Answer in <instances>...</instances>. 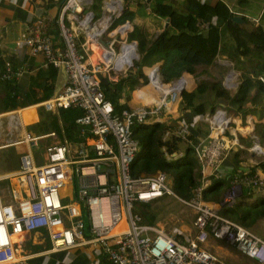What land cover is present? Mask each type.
I'll return each mask as SVG.
<instances>
[{"label": "built area", "instance_id": "obj_1", "mask_svg": "<svg viewBox=\"0 0 264 264\" xmlns=\"http://www.w3.org/2000/svg\"><path fill=\"white\" fill-rule=\"evenodd\" d=\"M110 1L111 9H106L105 4ZM91 2L63 0L56 18L57 34L62 40L60 49L54 46L41 18L32 22L14 41L15 47L23 46L29 55L41 54L45 65L64 70L65 82L40 104L46 110L71 105L80 108L82 114L75 123L81 127L80 133L84 137L72 143L65 141L45 146L39 163L32 156L31 148L37 141L30 132L24 131L14 141L19 168L10 175L16 180V188L8 189L6 200L0 194V264H31L17 256V242L25 232L44 229L53 249H65L73 246L76 239L82 240L84 228L89 232L86 242L100 246L111 264H227L203 248L202 243L209 237L223 239L241 254L264 264V237L218 213L220 206L235 203L243 188L263 191L264 177L256 172H243L232 178L219 202L201 199V189L207 181L202 172L209 169V177H221L219 166L230 144L236 140L235 131L230 127L232 116L224 108L217 106L211 113L193 114L190 122L181 117L171 129L166 128L162 133V140L171 135L186 140L197 120L207 125L206 138L193 145L202 179L190 198L175 195L162 171L150 175L130 174V163L138 149L131 137L132 122L163 121V116L160 117L162 112L164 114L163 108L175 104L178 93H162L151 107L140 105L113 110L99 87L98 79V73L106 70L108 64L99 57L97 61H88L77 48L80 30L85 33L81 22L87 17L86 13L80 18L81 9ZM122 3L123 0H102L100 19L106 14L113 20L110 14L118 16ZM126 3L131 8L137 0H126ZM87 23L94 24L91 20ZM119 25L121 31L127 30L126 21ZM116 33L120 34L119 31ZM106 46L112 57L119 54L114 52L111 43ZM18 74L19 71L13 70L5 61L0 81L15 78ZM157 76L155 73V79ZM257 78L264 83V75ZM186 87L182 83V88ZM258 145L252 144L250 149L260 151ZM160 150L165 159L182 153H169L164 147ZM65 187H68V193H63ZM165 195L193 210L191 224L194 234L189 240H180L174 232L143 222L134 211L136 205ZM65 199L69 202H64Z\"/></svg>", "mask_w": 264, "mask_h": 264}, {"label": "trees", "instance_id": "obj_2", "mask_svg": "<svg viewBox=\"0 0 264 264\" xmlns=\"http://www.w3.org/2000/svg\"><path fill=\"white\" fill-rule=\"evenodd\" d=\"M101 1L92 0L89 6L95 18L100 11ZM111 4L110 1L105 5ZM145 5L149 7V13L154 17L167 19V24L163 25L154 36L142 25L132 24L131 29L126 32V40L135 41L136 51L139 54L138 61L133 63L134 72H126L113 81L98 73L99 87L104 97L111 102L114 111L129 107L127 104L129 93L139 80L142 84L147 83L142 67L158 65V74L164 82L180 75L191 77L199 75L204 70L198 71V67L205 69L214 63L218 54L221 27L227 31L234 47L233 56L229 58L233 69L238 71V82L232 93L223 87L220 79L200 80L190 90L182 89L178 93L175 103L176 117L170 116L161 122L134 120L130 126L131 137L138 146L130 163V174L150 175L162 171L167 175L172 192L182 199H188L202 179L193 145L199 143L197 137L206 138L207 130L191 128L186 137L189 142L185 141V143L174 135L162 140V133L166 128L171 129L176 119L182 117L186 120L193 114L211 113L217 106L237 115L241 120L247 113L262 116L264 83L257 77L264 75V22L262 15L257 21L243 17V23L232 22L230 20L232 13L222 2H216L214 6L205 2L201 7H196L194 0H137L135 6L140 9ZM133 14L134 11L127 5L126 0H123L119 15L113 19L110 28L126 20L130 22ZM55 25L54 23V27ZM81 41L83 38L79 36L77 48L85 57L80 47ZM56 71L57 69L52 65H46L36 71L34 80L30 81L26 88L13 79L0 81V112L31 104L38 98H41V101L50 97ZM163 86L167 87L169 84L163 83ZM37 94L39 96L35 97ZM122 95L126 99L120 103L118 99ZM18 97L23 100H19ZM143 98L147 100L146 96ZM37 113L38 122L32 131L39 135L35 136L49 138L51 135L49 132H52L59 141H63V135L70 136L74 140L78 139L75 119L82 114V110L77 106L58 108L55 113L40 107ZM161 147L169 153L178 151L182 153L174 158L165 159ZM33 158L36 163L39 162L35 154ZM230 160L232 168L227 174L219 178L208 177L209 182L201 189L202 200L219 202L223 189L229 187L232 178L243 173L238 170L237 165V161L240 160L239 151H234ZM256 169L264 174V160L249 167L246 172L252 174ZM253 191L251 187L243 188L236 202L231 206H220L218 213L247 229L260 218L264 221V196L258 197L252 203L249 198ZM75 193L74 187L73 195ZM134 211L141 216L143 222L150 224L156 222L157 212L149 206V203L136 205ZM83 214L84 210L82 216ZM221 240L217 239L219 242ZM108 263L111 264L109 261Z\"/></svg>", "mask_w": 264, "mask_h": 264}, {"label": "crops", "instance_id": "obj_3", "mask_svg": "<svg viewBox=\"0 0 264 264\" xmlns=\"http://www.w3.org/2000/svg\"><path fill=\"white\" fill-rule=\"evenodd\" d=\"M205 2L212 6H214L216 2H222L228 7L229 11L232 14L241 15L242 17L250 21H254L255 19L257 21L262 15V21L264 22V0H194V4L196 7H201L202 4H204ZM62 3L63 0H0V71L3 69L4 62L8 61L13 70L19 71L17 77H12L10 79L15 80L23 88H26L31 83L30 81L34 80L36 71L43 69L44 67H46V65L41 54L29 55L23 46L20 45L19 47H15L14 41L20 36L22 32L27 29V27H29L32 22H34L37 18H41L45 22L46 32L52 39L54 46L60 49L62 47V40L57 34V26L55 25L54 27V23L56 24V18L58 16ZM101 5L100 11L102 14ZM85 6L87 7V5ZM130 9L134 11L133 17L131 18L130 22L126 20V22L128 23L127 30L124 32L121 31V35H119L120 37H123L125 35V40L126 32L131 29L132 24L136 23L142 25L143 28L145 27L146 30L153 36L165 24L164 19L156 18L149 13V7L147 5L140 9H138L137 6H133ZM107 20L108 17H105L102 21L94 25L93 31L92 29H90L88 32H85L88 35V40L85 39V41L83 40L80 42V47L85 55L84 58H86L88 61H91L89 58V50H91L95 53V55H97L92 61H97V47L101 51L106 49L105 46L100 43L99 36L102 32H104L107 25ZM112 21L113 20H111V23ZM224 32L225 28L221 27L219 31L220 40L218 54L214 60V63L212 64L213 66H216L217 64L221 65L223 63H226V61H230L232 65V61L229 57L233 56L234 47L233 43H231L232 40L230 39L229 35ZM90 33L91 35L89 36ZM94 37L99 40L97 43L94 42ZM124 43L125 42H123L122 44ZM125 48H128V55L126 56V58H124L123 61L126 60V62H129V59L133 54L131 53V51L134 52L133 47L127 46ZM121 64H119L117 68ZM126 64L129 65V63ZM210 66L206 67L205 69L199 67L198 70H204L203 73H205ZM56 69L57 71L55 80L53 82V91L50 96H52L61 87V85L65 82L66 79L64 70L62 68ZM144 69H146L145 66L142 67V72L148 80ZM220 69L221 68L219 67V70ZM134 70L135 68L132 67V70H129L128 72L132 73L134 72ZM228 73L230 74L229 79L232 83L229 86H233V80L235 79V75L238 76V71L236 69H233L232 67V69L228 71ZM100 74L105 75L107 79L113 81L116 80L119 76L125 75L126 72L120 75H116L114 77H111L106 72H101ZM185 80L187 85L190 81L186 78ZM141 84L142 83L139 80V83L137 85ZM135 87L131 90L128 96L129 99L127 100V104L129 108L138 107L140 105H149L148 102L151 101L148 99L144 100V98H141V95L139 94L140 89L135 90ZM38 92L39 90H37V93ZM38 96L39 94H37L35 97ZM18 99L21 101L23 100V98L21 97H18ZM40 99L41 98L33 100L31 104H27L21 107L17 106L14 109L0 112V117H6L5 129L7 131L5 134L8 135V137L2 142V145H0V148H7L3 153H6L9 159L6 169L0 172V179L3 178L4 180H10V182L8 181V189L10 187L13 189L16 188V180L10 175H12L19 168V159H15L13 153V143L15 140L11 138L12 134L16 130L15 127H22V130L20 129L18 132L20 137L24 131H27L30 132L36 138V141L37 139L40 140L41 138H43L42 136H35L39 134H35L32 131V128L38 122L37 109L40 107L43 108V106L40 104V102L43 100L40 101ZM125 99L126 98L122 95L118 99V101L120 103H123ZM136 99L139 102L136 101ZM175 109L176 108L174 106V109H172L170 112H164V114L162 115L163 120H166L170 116L176 117L177 113ZM44 110L51 111L54 113L56 111L46 109ZM228 113L232 116L230 127L235 131L236 140L235 142L230 144V148L219 166V170L223 175L227 174L232 168L230 158L234 151H239L240 160L237 161V165L239 168L238 170L242 172H246L249 167H253L258 162L264 160V110L261 117L247 113L244 116V119L242 120L239 119L237 115H233L231 112ZM191 119L192 115L189 116L186 121L190 122ZM200 124H204V130H207V125L200 120H197L192 128H197L200 131H204L200 128ZM75 125L78 127L77 140L72 139V137L70 136L63 135V141H59L58 137L52 132H49L51 134L50 137L57 139V143H63L65 141L72 143L78 141L81 136L82 137L80 139H82L84 136L80 133L81 127L76 123ZM240 137L242 138L241 140ZM197 138L200 143L199 137ZM0 141L2 140L0 139ZM185 141L189 142V140H184L183 143H185ZM252 144H259L258 147L260 151L251 150L250 147ZM35 147L31 148L32 156H34L35 154ZM43 151L40 154L38 153V155L35 154L39 162L42 160ZM255 172L258 173V175L260 174L259 176L262 175L264 177V174L258 169H256ZM203 173H205L204 178L207 180V184L209 182V169H205L202 174ZM225 189H223V192L225 191ZM253 190V194L251 198H249V201L252 203H254L258 197L264 196V190L261 191L255 188H253ZM223 192L221 193V195L223 194ZM191 230L192 228L188 226L179 229L181 235H179L178 237L180 238V240H189L190 238H192L194 233L191 234ZM88 237L89 232L86 228H84L82 232V240L76 239L75 244L73 246L65 249H53L51 247L47 232L44 229L32 230L30 232H25L20 236V240L17 242V256L25 258L31 264H109L107 257L100 246L86 242ZM202 246L210 253L224 260L227 264H258L256 261L238 252L232 245H230L225 240H221L219 242L215 238H208L204 243H202Z\"/></svg>", "mask_w": 264, "mask_h": 264}, {"label": "rangeland", "instance_id": "obj_4", "mask_svg": "<svg viewBox=\"0 0 264 264\" xmlns=\"http://www.w3.org/2000/svg\"><path fill=\"white\" fill-rule=\"evenodd\" d=\"M89 6L90 5H88L87 7L84 6L83 10L81 9L82 12L80 14V18H82L86 14V12L90 11ZM96 16H97V18H95L94 16L91 18V23L97 24V23H99L100 20H102V19H100L101 11ZM110 16L113 17V19L115 18V16L113 14H110ZM110 23H111V19L109 18L107 20V25H106L107 27L104 30V32H102L100 34L99 39H100L101 43L103 42L106 45H109V43H111L112 49L117 54L120 52V46H121L122 42H125V43H128V42L125 40V35L123 37L119 36V35H121V31H120V34L116 33L117 32V30L115 29L116 26L112 29L110 28L111 27ZM224 33H227V31L225 30ZM227 35H228V33H227ZM79 36H82L83 40L85 41L86 34L82 30H80ZM231 43H232V41H231ZM99 50L100 49H98V47H97L96 51H99ZM88 52L90 54L89 55L90 60L91 61L94 60L95 56H97V55H95V53L92 52L91 50H89ZM134 52L136 54V57L132 59V64L130 66H128L127 68H124V70L123 69H121L119 71L115 70V68H113V62L111 61L110 63H108V66H106V70L105 71L101 70L100 73L106 72L111 77H114L116 75H120V74H123L125 72H128L129 70H132L133 63L138 61V59H139V54L136 51V46H135ZM108 59L109 58H105V61H110ZM101 65L103 66L102 62H101ZM116 66H117V63H116ZM151 67H146V69H144L146 75L148 73V70H151ZM219 67L221 68L220 70H219ZM198 69H199V67H198ZM231 69H232L231 62L226 61V63H223L221 65L220 64H217L216 66L211 65L206 70V72H205L206 74L203 72H200L199 75L194 76V77H191L188 75H184V76L180 75V76H183L184 78H186L190 81L187 84V87L183 88V89L190 90L191 88H193L195 86L196 82H198L200 80H211V78H216V79H220L223 87L226 88L230 93H232L234 91L236 85H237V82H238L237 77L238 76L235 75V79L233 80L234 85L229 86L230 79L229 78L227 79V76L230 75L228 73V71H230ZM157 79L159 81L161 80L162 82H164L159 74L157 76ZM170 81H172V80H170ZM170 81L164 82V83L171 85ZM135 90L145 92L147 99L151 101V102H148L149 105H147V106H149V107L153 106L154 103L156 102V100L160 99L162 96V92H160L159 90L158 91L155 90V87L152 86V82L149 80H147V83H145V84L136 85ZM174 92H177V91L174 90ZM170 93H168V95ZM165 98H168V96H166ZM138 99H140V98H138ZM136 101H138V100L136 99ZM138 102H135V103H138ZM174 106H175V104L166 105L163 108V111L165 113L170 112L172 109H174ZM162 115H163V112L160 114V117H162ZM5 120H6L5 116L0 117V134H1L0 139L2 140V141H0V145H2V142L8 137V135L5 134L7 131L5 129V126H6ZM200 128L204 130L205 129L204 124H200ZM15 129L16 130L12 134L11 138H13L14 140H17L20 137L18 132L20 129L22 130V127L18 126V128L15 127ZM53 143H57V139H55L53 137L41 138L40 140L37 139V144H36L37 146L34 149V153L36 155H38V153L39 154L42 153L43 147L45 145L53 144ZM183 146H184L183 143H181V147H183ZM6 149L7 148H0V172L3 171L4 169H6V166L8 165L9 159H8L6 153H3ZM13 151H14L13 153H14L15 159H18L15 146H13ZM8 181L10 182V180H4L3 178L0 179V188L2 189V190L0 189V194H2L3 198L2 197L1 198L3 200L4 199L6 200L8 198V188H7ZM168 184H169V181H168ZM63 189H64L63 193H68V187H65ZM64 202H69V199H65ZM212 203H215V202H212ZM135 204H134V206H135ZM149 206L157 212L155 224L162 227L165 231H171L174 233H178V236H179V235H181V233L179 232V229L185 228L188 226V227L192 228L191 234L194 233L193 232L194 229H193L192 224H191L193 216H194L193 210L191 208L181 204L180 202H178L174 197H172L170 195H165L161 198H158L154 201L149 202ZM248 229L250 231H252L254 234L263 237L264 236V221H263V219L260 218V219L256 220L253 224H251L248 227ZM209 238L213 239L212 237H209Z\"/></svg>", "mask_w": 264, "mask_h": 264}, {"label": "bare ground", "instance_id": "obj_5", "mask_svg": "<svg viewBox=\"0 0 264 264\" xmlns=\"http://www.w3.org/2000/svg\"><path fill=\"white\" fill-rule=\"evenodd\" d=\"M118 3H116V5H117ZM112 5V4H111ZM111 5H106L105 6V8L106 9H111ZM110 6V7H109ZM88 17L89 16H87L86 17V19L83 21V22H81V26L84 28V31L85 32H88L90 29H92V31H93V29H94V25L95 24H88L87 23V19H88ZM105 17H107V15L106 14H104L103 15V17L101 18L102 20L105 18ZM102 20H100V21H102ZM99 21V22H100ZM92 25V26H91ZM99 40L97 39V38H95L94 37V42L95 43H97ZM101 43V42H100ZM102 44V43H101ZM104 46V45H103ZM127 46H131L130 44L129 45H126V43H124V44H122L121 46H120V52H119V54L116 56V57H112V54H111V50L110 49H108V46H105V48L106 49H104L103 51H101V50H99V51H97L98 52V57H99V59L104 63V64H108V63H110V61H112L113 63H114V68L115 69H117L118 71L119 70H121V69H123L124 70V68H127L128 66H130V64L132 63V58H133V56H131V58L129 59V62H126V60L125 61H123L124 60V58H126V56L128 55V48H125V47H127ZM130 50V49H129ZM131 53H133L134 54V52H132L131 51ZM105 58H109L108 60H110V61H105ZM114 59V60H113ZM107 60V59H106ZM116 63H117V66L119 65V64H121L118 68H117V66H116ZM126 63H129V65L128 64H126ZM151 79H152V83L154 84V86L157 88V91L159 90L160 92H162V93H167L168 91H170V85L169 86H167V87H164L163 86V83L162 82H159V80L158 79H155V75L154 74H152L151 73ZM230 76H227V79L229 78ZM175 83H177V84H180V85H182V83L184 84V85H186V80L185 79H183V80H176V82ZM187 86V85H186ZM139 94L141 95L142 94V97L143 96H146L145 95V93L144 92H142V91H139Z\"/></svg>", "mask_w": 264, "mask_h": 264}, {"label": "water", "instance_id": "obj_6", "mask_svg": "<svg viewBox=\"0 0 264 264\" xmlns=\"http://www.w3.org/2000/svg\"><path fill=\"white\" fill-rule=\"evenodd\" d=\"M87 13V15L86 16H89L88 17V19H87V21L88 22H90V20H91V18L93 17V12L92 11H88V12H86ZM230 20L232 21V22H236V23H243V17L241 16V15H237V14H232L231 15V17H230ZM167 24V19H165V24L164 25H166ZM120 26V25H119ZM120 27H118V26H116L115 27V29L117 30V31H121L120 29H119ZM102 44L104 45V46H106V44H104L103 42H102ZM131 45L132 47H133V51L135 50V42L134 41H130L129 43H126V45ZM136 57V54H135V52H134V56H133V58H135ZM132 58V59H133ZM132 64V63H131ZM130 64V65H131ZM151 73L152 74H154L155 75V73L156 74H158V65H154L152 68H151ZM147 77H148V80L149 81H152V77H151V74H149V75H147ZM183 79H185L183 76H178V77H175V78H173L172 79V81H170L171 82V85H170V91H174V90H176L178 93L183 89L182 88V85H180V84H177V83H175L176 82V80H183Z\"/></svg>", "mask_w": 264, "mask_h": 264}]
</instances>
